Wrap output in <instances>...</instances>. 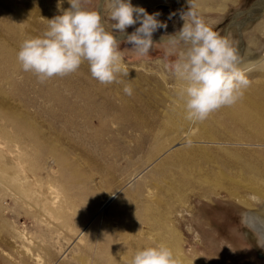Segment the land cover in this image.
<instances>
[{"label": "rangeland", "instance_id": "rangeland-1", "mask_svg": "<svg viewBox=\"0 0 264 264\" xmlns=\"http://www.w3.org/2000/svg\"><path fill=\"white\" fill-rule=\"evenodd\" d=\"M175 1L170 4L171 11L163 8L164 11L160 12L161 1L148 4L131 0L134 7L144 8L148 14L161 13L158 19L167 27L153 33L158 37L171 35L183 26L181 15L190 5ZM231 1L224 11L212 13L221 14L217 23L211 25L212 29L225 37V30L231 21L242 19L236 15L248 10L257 0ZM69 2L3 0L0 15L10 19L6 25L15 22L19 39L29 32L31 37H39L49 29L48 20L62 15L71 7ZM98 2L81 0L80 6L96 11ZM109 5L110 0H106L101 17L106 30L113 31L115 21L111 20ZM31 7L37 12L34 16L26 13V9ZM194 11L197 12V9L194 8ZM214 16L218 18V15ZM254 22L245 23L246 31ZM139 26L128 27L126 31H135ZM229 30L236 48L240 44L237 27L230 26ZM164 46L154 42L148 55L139 56L131 50V44L121 41L120 50L126 65L124 71L128 75L121 72L111 84H101L94 79L87 61L74 73L60 76L57 80L49 78L41 83L36 74L22 70L17 54L11 57L16 60L15 67L9 65L3 73L0 72V101L17 111H24L27 122L42 134L57 137L58 140L52 141L53 150L50 149V152L40 151L24 134L14 133L10 120L0 118V147L14 151L13 159L24 162L26 167L33 164L30 173L37 179L36 185L21 182L28 178V174L20 178L15 174L16 161L5 168L1 158L0 264H129L122 258L130 252L127 244L140 238L153 242L150 241L151 236H155L156 232H150L146 227L137 225L138 237L125 238L124 241L120 230L125 225L129 226L128 218L121 213L130 209L131 190L138 180L136 177L140 173L141 178H147V151L151 144H155L160 130L157 127L154 131L150 130L149 125H158L161 116L172 114L168 95H171L174 86L181 83L172 67L178 54H168ZM126 86L132 88L131 95L124 92ZM160 97L165 99L163 103H159ZM109 104L114 109L107 106ZM145 104L146 109L143 108ZM62 105L79 110L76 113L70 109L64 112L60 109ZM217 113L216 110L211 115ZM167 135L166 138L170 136ZM174 144L178 146L177 142L171 145ZM259 144L251 140L236 148L231 145L224 147L250 152L252 161L263 166L264 157L260 155L264 156V143ZM12 165L13 168H9ZM4 175L9 179H4ZM213 181L207 179L200 190L196 189L198 191L188 188L181 194L170 192L172 195L160 196L165 199L164 215L169 217V225L166 226L169 238L175 239L177 250L193 264H264V250L259 246L256 234L244 223L240 203L234 200L236 195H246L244 188L237 181L234 184L225 181L222 185ZM223 188H227V195ZM231 191H234L233 196L229 195ZM115 192L117 195L113 203L121 200V212H112L107 208L99 211L103 200Z\"/></svg>", "mask_w": 264, "mask_h": 264}, {"label": "bare ground", "instance_id": "bare-ground-1", "mask_svg": "<svg viewBox=\"0 0 264 264\" xmlns=\"http://www.w3.org/2000/svg\"><path fill=\"white\" fill-rule=\"evenodd\" d=\"M2 1L3 0H0V3ZM139 1L148 4H154L155 2L159 3L161 1V5L158 8V10L161 12L164 11L163 8H168L171 11L172 6L170 4L174 0ZM229 1L230 0H189V2L197 9L198 15L202 17L205 23L211 28L217 23L218 19L221 18L219 17L221 14L212 13H216V11H218L217 13L224 11ZM175 2L188 3L187 5H189L188 0H176ZM261 5L262 4L259 3L258 5L254 6L255 8H253L260 11L262 10L260 9ZM217 8L220 9L217 10ZM250 8L246 11H241L236 15L242 17L241 20H237L238 18L233 19V21H237V24L239 25L237 30L240 38V44L238 47H236V49L241 58L240 67L245 71V74L250 82L247 89L244 90L242 98L231 106H224L218 109V113L216 114L217 116L215 114L213 116L210 114L211 116L209 115L203 121H192L186 118L187 113L184 102L179 96L180 90L182 88L181 81V83L177 84V86H174L170 93L171 95H168V101L171 104L169 111H171L172 114L168 111L171 115L168 116L166 113L164 116H161L160 123L158 125L154 123L149 125L150 130H153L156 127L160 130L155 137V144H151L150 148L148 147L149 150L147 151L146 155L147 163L145 164H149L147 166L149 170L145 171L146 175L144 174L147 178H141L142 175L140 173L136 177L138 180L135 179L137 180L136 184H134V188L131 190V192L133 191V198L129 204L130 209L129 211L125 210L123 213H121L124 217L128 218L129 226H123V228L120 230V233L123 237V241L125 238L132 239L139 234L137 226L139 225L141 227L148 228L150 232L155 231L156 235L151 236L150 241H153L152 243L140 238L139 241L126 245V247L130 248V252H126L125 254L123 253L124 255L122 258L129 264L137 250L158 244H164L168 246L173 251L174 255L182 261V264H193L189 262L179 250H177L176 244H174L175 239H170V233L168 232L169 228H166V226L169 225L167 224L169 217L164 215L163 208L165 206V199L160 196L163 194L166 195L170 192H172V194L173 192L174 194H181L184 189L187 190L188 188H191L190 190H196L197 188L200 190L201 184L207 181V179H213L216 184L221 183V185L225 181H230V184H234L236 181L240 182L238 185L244 188L246 195L239 196L235 194L236 198L232 199L240 203L244 223L249 226L256 234L259 240L257 242L261 249L264 250V165L260 166L255 164V162L252 161L253 159H251L250 152H244L241 151V149H227L224 147L225 145H231L236 148L239 145H244L246 142L251 140L258 141L260 144H262V142L264 143V50H262L264 48V9L259 14H256L257 12L252 13ZM23 10H25V8H23ZM186 11H188V9ZM249 11L252 13L249 14L251 15L250 17H252L255 22L252 24L253 26L251 29L246 31L247 29L245 28L246 25L244 23L247 24V22L250 21L249 16L246 17L247 12ZM26 13L29 14V16H34L37 14L35 9L32 7L30 10L27 8ZM164 13H166V11L163 12V14ZM214 15H218V18ZM165 19L167 20V18H164V20ZM6 21L9 23L10 19L6 15L1 14V73H3L5 68H7L9 65L15 67L14 64L16 60L15 58L11 59V57L17 54L21 44L25 40L24 38L26 36H28L27 38L31 37L29 32L23 35L21 37L22 39H19L18 29L16 28L15 22L6 25ZM233 21H231V23ZM230 24L227 27V30H225V34L226 37L232 42L234 38L233 34L229 30ZM153 38H157V40L153 39L154 42H161V37L153 35ZM164 47L167 50L168 45L165 44ZM176 52L179 54V49ZM6 58L8 61L5 63L4 61ZM52 79H60V76H54ZM164 100L165 99L160 97L159 103H163ZM107 106H110L114 109V107L110 104ZM146 107V104L143 105L144 109H146ZM60 109L64 112L70 109L73 113H76L79 110L77 107L65 105H62ZM129 110L132 111L133 108H129ZM141 111L143 112V109ZM0 112V118L4 120H10V125H12L11 127L16 135L24 134L28 141H31L38 146L40 151L47 150L50 152V149L53 150L51 143L52 141L58 140L57 137H48L46 134H42L40 131H38L39 129L37 130L36 127L26 121V118L24 117V111V113L17 111L16 109L11 108L8 104L0 101ZM101 112L105 113L104 111ZM50 115L55 117V115L52 113ZM101 115L105 116L107 114ZM165 134L170 136L168 137L167 135L168 138H166ZM22 137L24 136L22 135ZM166 142L168 143L166 144ZM174 142H177L178 146L175 144L171 145ZM14 154V151L6 149L3 146L0 147V166H2L1 164L4 162L3 167L6 168L7 164L16 161L17 169L15 174L20 178H22L23 175L28 174V178L22 180L21 182L36 185L37 179L32 177L33 173H30V171L34 168V165L29 164V167H26L24 162L13 159ZM260 156L264 157L262 155ZM1 158L4 159V161L2 160L3 162L1 161ZM262 159L263 158H261V160ZM3 167H1V169ZM9 168H13V165L9 166ZM81 177L84 178V175ZM3 178L7 180V178L9 179V176L7 177V175H4ZM47 188L50 190L49 187ZM212 188L214 189V187ZM226 189H224L225 191L223 192H226ZM207 190L208 189H203L202 191ZM233 192L231 191L229 195L233 196ZM126 194H128V192H126ZM116 195L117 193L115 192L106 197V199L103 200L99 211H103L105 208H107L112 210V212L120 213V207L122 206L121 200L113 203Z\"/></svg>", "mask_w": 264, "mask_h": 264}, {"label": "clouds", "instance_id": "clouds-1", "mask_svg": "<svg viewBox=\"0 0 264 264\" xmlns=\"http://www.w3.org/2000/svg\"><path fill=\"white\" fill-rule=\"evenodd\" d=\"M189 2V0H188ZM71 7L62 15L48 20L49 29L39 37L23 41L17 60L24 72H33L43 83L54 76L74 73L87 61L94 79L111 84L117 75H128L120 50L121 40L132 45L139 56L150 52L153 33L166 28L158 19L160 12L148 14L144 8L134 7L131 0H110L113 31L106 30L97 11L81 8V0H70ZM188 11L182 13V28L164 37L167 53L178 57L174 72L182 81L179 96L184 102L186 118L203 121L214 111L235 104L249 86L241 58L229 38L221 36L207 25L189 2ZM135 14V15H134ZM171 18V15L169 16ZM136 24L131 34L128 27ZM119 32L122 39H117ZM126 86L124 92L132 94ZM130 264H182L173 251L164 244L145 247L135 252Z\"/></svg>", "mask_w": 264, "mask_h": 264}, {"label": "water", "instance_id": "water-1", "mask_svg": "<svg viewBox=\"0 0 264 264\" xmlns=\"http://www.w3.org/2000/svg\"><path fill=\"white\" fill-rule=\"evenodd\" d=\"M104 1L105 0H99V2H98V5H97V7H96V11L101 15V13H102V4L104 3ZM262 4L261 6H260V9H264V0H257L256 2H254V3H252V6H251V11H252V13H256V14H259L262 10H260V11H258V10H255L254 8V6H256V5H258V4ZM254 7V8H253ZM255 10V11H254ZM251 11H249V12H247V14H246V17H248L249 16V20L251 21V20H253V18L252 17H250L251 15H249V14H252L251 13ZM247 20H248V18H247ZM243 21V20H242ZM245 24V23H244ZM236 26L237 28H239L238 26V24H237V21H233L231 24H230V26ZM244 26V25H243ZM133 31H126V33H128V34H131ZM114 35H116V37H117V39H122L121 37H120V34H114ZM154 40H157V38H153ZM123 40V39H122ZM121 40V41H122Z\"/></svg>", "mask_w": 264, "mask_h": 264}]
</instances>
